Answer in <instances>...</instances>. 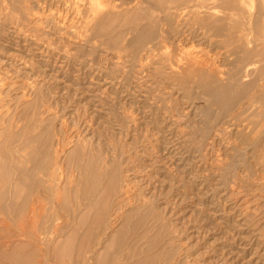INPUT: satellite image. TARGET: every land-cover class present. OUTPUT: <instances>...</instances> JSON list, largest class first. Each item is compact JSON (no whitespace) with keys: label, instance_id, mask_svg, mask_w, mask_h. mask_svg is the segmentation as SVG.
<instances>
[{"label":"rangeland","instance_id":"obj_1","mask_svg":"<svg viewBox=\"0 0 264 264\" xmlns=\"http://www.w3.org/2000/svg\"><path fill=\"white\" fill-rule=\"evenodd\" d=\"M102 1L33 0L29 25L15 21L11 2L2 4L0 264H264V146L243 139L257 116L211 126L221 106L211 89L175 78L188 52L217 63L226 82L236 56L226 60L215 42L245 27L226 20L216 22L225 28L219 37L174 39L160 49L147 43L136 63L128 28L163 17L162 5L147 1L165 0H136L138 17L106 20L96 31L90 12ZM198 3L190 27H213L208 16L221 10Z\"/></svg>","mask_w":264,"mask_h":264},{"label":"bare ground","instance_id":"obj_2","mask_svg":"<svg viewBox=\"0 0 264 264\" xmlns=\"http://www.w3.org/2000/svg\"><path fill=\"white\" fill-rule=\"evenodd\" d=\"M45 1L59 5V4H65L69 0H45ZM116 1H114V0H106V1H102L101 3H99V5L96 6V7L94 5L93 6L94 8L91 7L93 10L92 11L90 10L91 12L90 11L89 12L92 13L93 16L91 17L92 21H90V22H93V25L92 24L91 25L93 26V28L96 27V29H97L96 31L100 30L103 27V24L105 23L106 20H116L117 19L118 21H120V20L122 21L123 19H127L128 15H130L131 13L136 14V16L138 17V13L140 12V9L142 10V8H143L142 7V8H139V9L136 10L134 8V7H136V5L133 6V8H130V5L133 4V2L136 1V0H123L124 2H123L122 5L119 4L118 2H117L118 3L117 4ZM137 1H139V0H137ZM157 1H159V0H157ZM195 1L196 0H180L181 4L177 5L176 8H173L172 6H170L171 3H169V2H171V1H169V0H165V1L161 2V3H159V2L152 3L150 1H147L149 5H151L153 7H156V8H157V6L159 4H161L164 16L163 17H159L158 15L157 16H153L154 18L151 19V24L150 25H144V26H141V27L130 26L128 28V31H130L133 34V39H131L132 40V41H130L131 43L129 42L130 44L129 45L127 44V45H128V47H133L135 49V51H133V53H135V62L138 63L141 60V58L143 57L142 54L145 53L146 49L148 48V47H146L145 50H144V46L147 43L151 44V43L155 42L153 44V46L159 48V46L163 45V44H173L174 45V43L172 42V40H174V39H179V40L180 39H185V41H190L191 42V40H193L195 38H199V37H202L203 40H205L207 38L211 39V38H213L215 36L219 37V36H221V32H223L225 30V28L222 25L218 26L216 24V22L220 23V22H223V21H226V20H232L231 22H235L236 25L238 24V26L243 25L245 27V31H244L243 34L239 35L236 39L233 40V39L229 38V40L227 42L222 41V42H224L225 45L221 41L220 42H215V43H217V44H215V46L218 48V50L225 51L226 60H228V57L236 56V59L231 64L233 66L234 70L231 72L230 77H226V78H228L226 82H225V80L222 79V76H224L225 73L218 69V67L216 65L217 63L216 64L214 62H207L206 63L205 61H202L198 57V55H196L195 53L192 54V53H188V52L186 53V55L183 58V60H181L182 64L180 63L181 64L180 65V67H181L180 69L182 71L180 70L179 71L180 73L176 72L177 74H175L176 75L175 78H176V80H178L179 84H182L184 87L192 82L195 85H198L199 87H206V88H210L211 89V97H213V100L215 101V103H218V104L221 105L220 106V111H219L218 115L216 116V120L214 122H210L211 126L215 122H220V121H222L224 119H229L228 122H233L236 125L241 124L240 126H243V123L245 122V119H248L250 116H253L254 114H256L257 119L253 120V118H255V116H254L252 118V120L250 119L252 122L249 120L248 123H245L247 125L243 126L246 129H248L249 131H251V134L249 133L247 135H244L243 139L245 140L244 142H247L246 143L247 145L249 144V145L254 146L255 148H258V147L261 148V147L264 146V144H263L264 143L263 142L264 141V0H201V1L197 0L198 2H205L206 1V3H204V4H207V3L209 4V7H208V5H206L207 8H210V6H212L216 10H221L220 11V15L221 16H219V17L208 16L209 19L210 18L212 19L210 22L213 24V27H209L208 25H206V26L205 25H200V24H198L197 26L195 25L196 27H190V25H189L190 21L188 20L187 17H190L191 14H194L193 10L195 8V5L199 4L198 2H195ZM4 2H11L12 8L17 9L18 13H20L19 14L20 16L18 15L19 18L15 17V18H17L16 20H15V18L14 19L12 18L13 20H15L16 22L17 21L18 22L22 21L21 24H23V23L25 24V22L27 24V22L29 21V14H30L29 13V9H30L29 5L30 4L28 5V2L31 3V2H33V0H5V1L4 0H0V11L3 10L2 7H3V5L6 4V3L3 4ZM192 3H194V4L191 5ZM202 4H200V5H202ZM141 5H142V3H141ZM139 6H140V4H139ZM8 8H10V7H7V9ZM119 9L124 10V11L120 12V11H118ZM223 10H224V12L227 10L230 13L229 18L225 17V16H222ZM202 11H201V14H202ZM232 12L235 13V14H232ZM145 13H146V11H145ZM154 13H152V14H154ZM8 14L11 15V13H8ZM148 14H150V13H148ZM10 15H8V16H10ZM147 17L145 18V20L146 19L149 20L150 16L148 18ZM238 17H241V18H238ZM89 20H88L87 23H90ZM27 25H29V24H27ZM91 27H89V28H91ZM237 29H238V31L241 30L240 28H237ZM90 30H89V32H90ZM115 30L116 29L114 28V31ZM19 31H20V29H19ZM128 36H130V35H128ZM114 37H116V36H114ZM91 38H92V36H91ZM127 39L129 40V37ZM116 41H118V40H116ZM212 42L213 41H211L210 44L214 45V44H212ZM115 44L117 45L118 42H115ZM125 44L126 43H124V45ZM119 45H120V43L118 44V46ZM182 45H183V43H182ZM182 45L180 46V44H179V46H176L175 49L183 51L184 48H182ZM184 45H185V43H184ZM232 46H234L233 50L230 49L231 50L230 51V50L226 49V48H229V47H232ZM105 48H107V47H105ZM123 49H124V47H123ZM125 50L127 51V49H125ZM157 50L158 49H156V51ZM131 51L132 50H130V52ZM147 51H149V53H150L152 50L150 51L148 49ZM120 54H122V53H120ZM221 55H223V54H221ZM120 57H121V55H120ZM132 59H134V57ZM163 59H164V57H163ZM127 60H129V59H127ZM220 60H222V59H220ZM141 62L143 63V61H141ZM158 64H160V63H158ZM174 64H176V63H173V65ZM257 64H260V66H257ZM134 65H136V64H133V66ZM218 65L220 66V64H218ZM225 65H226V63H225ZM229 65H230V61H229ZM229 65H227V66L229 67ZM129 66H128V68H132L133 67V66L132 67L131 66L129 67ZM171 67L172 66H169V68H171ZM173 67H175V66H173ZM159 68H160V66H159ZM223 69L225 70V68H223ZM154 70H155V68H154ZM129 71H131V70L129 69ZM129 71H128V73H129ZM134 71H135V69H134ZM162 72L163 71L161 70L160 74H162L164 76V74ZM165 72H167V71L165 70ZM168 73H169V71H168ZM135 74H138V73H135ZM154 74L156 75V73H154ZM172 75H174V73ZM128 77L130 78V74H129ZM168 77H170V76H168ZM172 77L173 76H171V78ZM244 77H248V80L245 79L246 81H242V79ZM160 78H162L161 81H163V80L165 81L167 77L165 79H163V77H160ZM170 80H172V79H170ZM170 83H172V82H170ZM175 84H173V85H175ZM176 86H177V84H176ZM184 87H181V88L183 89ZM234 87H236V90L233 92L231 98L229 97L228 99L222 101L223 98L226 95H228L231 92L232 88H234ZM203 94L207 95L208 93L206 91H204ZM214 101L212 103H214ZM209 104L207 103L206 105H204L203 106L204 109H206V108L208 109L209 108ZM215 124H217V123H215ZM219 124L221 125V122ZM250 125H252V127H249ZM202 145L203 144H201V146ZM10 149H11V147H10ZM235 149H236V147H235ZM234 150H233V152H234ZM257 152H258V150H257ZM234 153H236V151ZM258 154L255 155L256 160H259L260 157H261V153L259 152ZM232 156H231V158H232ZM235 157L236 156H233L232 162L234 161ZM253 157L254 156H252V158ZM238 159H236V160H237V162L240 163L242 158L239 161H238ZM243 162H242L243 163L242 166L244 167V164H246V166H247L248 161L246 162V159H245V161H243ZM55 164H57V163H55ZM233 164L234 163H232V165H230V161H229V164H227V166L231 167V166H233ZM234 167H236V166H234ZM249 169H251V168H249ZM224 170H225V168H224ZM228 170H230V169H228ZM228 170H225V172L227 173ZM225 172H224V174H225ZM247 172H248V170H247ZM248 175H250V174H248ZM110 176H111V174H110ZM43 177H44V175H43ZM227 178H228V176L225 179H227ZM250 178H252V177H250ZM107 184L109 185V187H111L110 186L111 183H107ZM115 185H117V184H115ZM263 186H264V184H263ZM119 187L121 188L122 186H119ZM114 188H116V187L114 186ZM11 189H12V185H11ZM121 190L123 191V189H121ZM102 194H101V196H102ZM112 204H113V202H112ZM102 205H104V204H102ZM106 205L108 206V204H106ZM106 205H105V209L107 210ZM99 207H101V206H99ZM102 209H101V212H102ZM103 211H104V209H103ZM67 215H69V214H67ZM79 217H80V215H79ZM93 231H94V229H93ZM93 231H91L90 233L92 234ZM88 235H89V233H88ZM96 235H97V232H96ZM106 235H107V233H106ZM22 237H25V234ZM20 238H21V236H20ZM90 238H92V237H90ZM85 242H86V245H87L88 244L87 242H90V239L85 240ZM41 244H42V242H41ZM82 244H83V246H86L84 243H82ZM90 244L91 243H89V245ZM83 246H81V247H83ZM87 247H88V245H87ZM113 253L116 254L114 250H113ZM114 254H112V257H114ZM100 260H101V258H100ZM105 260H104V262H105ZM99 263L102 264V262H99Z\"/></svg>","mask_w":264,"mask_h":264}]
</instances>
